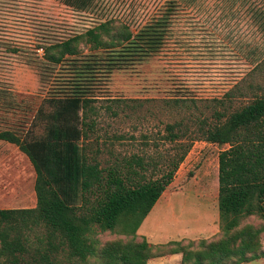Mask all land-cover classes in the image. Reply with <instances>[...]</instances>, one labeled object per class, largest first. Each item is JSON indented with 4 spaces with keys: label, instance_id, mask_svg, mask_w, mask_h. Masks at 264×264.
<instances>
[{
    "label": "rangeland",
    "instance_id": "374dc122",
    "mask_svg": "<svg viewBox=\"0 0 264 264\" xmlns=\"http://www.w3.org/2000/svg\"><path fill=\"white\" fill-rule=\"evenodd\" d=\"M164 1L89 0L79 8L74 0H0V131L43 134V124L34 116L47 108L44 99L69 90L75 80L98 75L82 60L104 56L82 43L83 57L60 68L45 62L39 46L84 32L108 18L135 30ZM205 7L180 11L184 18L174 25L178 35L167 40L159 54L133 67H115L107 78L99 73L105 81L93 91L100 100L95 102L99 113L90 142L93 149H100L97 159L103 166L117 163L132 180L143 182L158 178L184 151L181 146H190L135 235L95 228L100 245L145 238L153 252L165 250L170 240L197 249L199 240L209 242L222 235L218 154L229 144L208 142L201 130L223 122L232 111L264 94V29L257 15L264 12V0H209ZM105 97L116 100H101ZM216 111L225 115L217 120ZM167 125L176 126L173 131L181 134L176 141L169 140ZM1 140L0 208L33 207V166L15 144ZM246 225L257 228L262 220L246 216L239 226ZM25 233L32 257L45 253L56 256L60 264H77L65 252L51 250L52 237L44 227L34 226ZM259 242L264 249V232ZM155 261L166 263V259ZM169 261L177 264L178 255ZM242 264H264V258Z\"/></svg>",
    "mask_w": 264,
    "mask_h": 264
},
{
    "label": "trees",
    "instance_id": "16d2710c",
    "mask_svg": "<svg viewBox=\"0 0 264 264\" xmlns=\"http://www.w3.org/2000/svg\"><path fill=\"white\" fill-rule=\"evenodd\" d=\"M74 1L79 8L89 2ZM208 3L209 0H165L160 10L135 30L124 21L108 18L84 32L39 46L45 62L60 68L66 61H78L82 43L104 56L82 60L98 75L75 80L69 90L44 99L47 108H40L34 116L43 124V134L0 131V139L15 144L33 166L36 196L33 207L0 208V264H60L54 255L31 256L25 232L34 226L48 231L51 250L65 252L66 258L77 264H146L149 259L176 253L181 254V264H242L264 257L259 242L264 232V94L232 111L223 122L201 130L206 141L229 144L218 154L220 238L209 242L201 239L197 249L191 243L170 240L165 250L153 252L145 238L140 242L111 241L100 245L94 235L98 228L134 236L172 182L190 147L182 145L185 149L171 162V168L143 182L132 180L117 163L103 166L97 159L100 149H93L90 142L99 113L95 102L100 100L93 94L94 87L101 85L105 81L101 78H107L113 68L133 67L159 54L167 40L178 35L174 25L184 18L180 11H201ZM257 15L264 29V12L259 10ZM216 101L224 104L222 99ZM214 114L217 120L225 115L221 111ZM166 127L169 140L176 141L181 135L173 131L176 126ZM130 161L139 164L133 158ZM250 215L258 216L262 225L240 227V221Z\"/></svg>",
    "mask_w": 264,
    "mask_h": 264
},
{
    "label": "crops",
    "instance_id": "0c3cea01",
    "mask_svg": "<svg viewBox=\"0 0 264 264\" xmlns=\"http://www.w3.org/2000/svg\"><path fill=\"white\" fill-rule=\"evenodd\" d=\"M8 142V141H7ZM2 143V140L0 139V144ZM10 143V142H9ZM4 145V144H3ZM6 145H8V146H6V147H10L9 146V144H6ZM17 147V146H16ZM16 149H18V147L16 148ZM176 255H178V257H179V261H178V263L177 264H181V255H180V253H176V254H172V255H167V256H163V257H157V258H153V259H149L148 261H147V263L146 264H168L170 261H169V259L171 258V257H173V256H176ZM264 258V257H263ZM156 259H159V260H161V261H163V259H166V263H157L155 260Z\"/></svg>",
    "mask_w": 264,
    "mask_h": 264
}]
</instances>
